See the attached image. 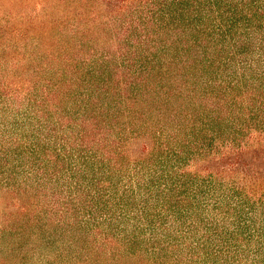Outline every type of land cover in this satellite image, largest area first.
I'll use <instances>...</instances> for the list:
<instances>
[{"label": "trees", "instance_id": "16d2710c", "mask_svg": "<svg viewBox=\"0 0 264 264\" xmlns=\"http://www.w3.org/2000/svg\"><path fill=\"white\" fill-rule=\"evenodd\" d=\"M0 22V264H264V0H48Z\"/></svg>", "mask_w": 264, "mask_h": 264}, {"label": "rangeland", "instance_id": "374dc122", "mask_svg": "<svg viewBox=\"0 0 264 264\" xmlns=\"http://www.w3.org/2000/svg\"><path fill=\"white\" fill-rule=\"evenodd\" d=\"M43 3L42 8L45 9L41 13L43 20L48 21V0H0V22L17 14H31L38 3ZM0 200V206H2Z\"/></svg>", "mask_w": 264, "mask_h": 264}]
</instances>
